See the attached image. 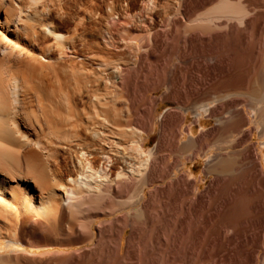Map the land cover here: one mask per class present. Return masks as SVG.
I'll use <instances>...</instances> for the list:
<instances>
[{
  "label": "bare ground",
  "instance_id": "bare-ground-1",
  "mask_svg": "<svg viewBox=\"0 0 264 264\" xmlns=\"http://www.w3.org/2000/svg\"><path fill=\"white\" fill-rule=\"evenodd\" d=\"M263 27L257 0H0V264H145L146 225L173 210L156 206L162 189L173 194V110L157 120L160 104L209 91L193 103L199 121L238 95L263 135ZM243 113L229 106L215 120L220 150ZM197 148L187 132L176 156L205 159L207 175L255 162ZM221 217L237 228L232 209Z\"/></svg>",
  "mask_w": 264,
  "mask_h": 264
},
{
  "label": "rangeland",
  "instance_id": "rangeland-1",
  "mask_svg": "<svg viewBox=\"0 0 264 264\" xmlns=\"http://www.w3.org/2000/svg\"><path fill=\"white\" fill-rule=\"evenodd\" d=\"M257 4L258 6H262L264 0L263 3L262 0H257ZM261 31H264V27ZM261 31V35L257 36V43L259 44L258 47L260 46L258 56L260 57V55H262L261 57L263 58L264 54L261 51L264 46V33L262 34ZM256 75L257 73L252 74L250 81L248 80L249 82L247 81L248 83H245L244 87L240 88V90L235 89L231 92H247L250 89L251 81H253ZM219 91L221 90L217 89L215 93L220 94ZM206 92L209 93V91L199 88H191L190 91L187 92H185V90H179L173 94V102L161 103L158 109L157 120L167 109L173 110V133L175 134L173 136V194L165 191L162 193V189V195L159 194L157 198V201H159H156V206L161 208L165 203L171 202L173 210L172 217L160 218V220L158 219L157 221L153 220L150 222L151 224L149 223L146 225L145 232H143L145 264H264V134L261 135V126L253 123L254 119L257 120L258 116H256L257 114H254L253 111L248 110L247 103L245 102L246 99L238 95L231 96L228 102L214 103L213 110H210L211 114L209 115V112L206 114L212 116L215 120L223 116L225 110L229 106L235 107L237 105L244 109L241 133L237 135V139L232 138L233 142L227 148L220 150L219 142L218 144L215 142L219 139H216L217 136L210 134L211 129L214 127L211 121H205V124L201 123V125H199V127L203 125V131H201V133H199V129L196 124H194L197 119L193 116V103L201 99H206L207 97L204 96L207 95ZM160 94L161 93H158L157 96H160ZM206 104L210 106V102H206ZM182 112H184L183 115L181 114ZM200 121L201 117L199 119V122ZM182 128H184V132ZM187 132L198 142L199 148L197 149L200 152H205L206 149L209 148V150L214 149V154L223 155L226 152L232 153V151L237 152L243 150L245 153L243 158L247 159L248 157V160L253 159L252 161L256 163L247 164L249 166V168L248 166L247 168L250 170L249 172L246 168L245 173L248 171L246 173L247 175L242 173L239 176L237 171L234 173V176H231L232 174L218 175L214 173L207 175L205 171V159L194 156L187 159L189 168L185 169L184 161L186 159H180L178 155L176 156V152H178L181 143L186 139ZM158 134L159 122L156 121L154 131L149 135V145H152L157 140ZM212 142L217 146L214 143V146H211L210 144H212ZM244 148H246V150ZM251 148H256L260 152L261 160L256 161L254 156L255 152L254 154L249 153ZM236 168L237 167H235V169ZM184 171L191 175L189 177L191 181L187 182L184 179ZM247 178L249 180H247ZM252 180L254 181L252 182ZM255 194L259 198H255ZM262 199L263 202L261 201ZM239 201H247L249 203L248 205L246 204L247 209L245 208L244 211L240 210ZM159 203L161 206L158 205ZM230 208L234 211L236 216L240 217L241 222L239 221L236 225L237 228H245L250 231V233H238L235 225H233L234 228L231 226V229L227 224H224L225 222L222 221L221 216H223V213L230 212ZM252 215L261 217H258V221L253 224V220L250 219ZM251 223L254 227L251 226ZM154 228L155 230H153ZM233 229H235L236 232ZM251 230L254 231L251 232ZM168 232H173V241L169 239L168 235L171 236V234ZM252 233L256 236L252 237ZM171 261L173 263H171Z\"/></svg>",
  "mask_w": 264,
  "mask_h": 264
},
{
  "label": "crops",
  "instance_id": "crops-1",
  "mask_svg": "<svg viewBox=\"0 0 264 264\" xmlns=\"http://www.w3.org/2000/svg\"><path fill=\"white\" fill-rule=\"evenodd\" d=\"M205 121H211V124L215 127L216 126V124H215V119L213 118V117H211V116H209V115H207V114H204L202 117H201V121L199 122H197V120L195 121V123L194 124H196V126H197V128L199 129V133H201V131H203V125L202 126H200L199 127V125H201V123H204L205 124ZM192 126V125H191ZM206 126V125H205ZM193 127V126H192ZM213 127V128H214ZM194 128V127H193ZM211 128V127H210ZM241 129H242V127H239V129L235 132V133H233L232 134V137H231V139L230 140H232V138H237V135H239L240 133H241ZM182 131L184 132V128H182ZM233 152V151H232ZM184 168L185 169H187V168H189V166H188V160H185L184 161ZM191 167V166H190ZM193 167V166H192Z\"/></svg>",
  "mask_w": 264,
  "mask_h": 264
}]
</instances>
